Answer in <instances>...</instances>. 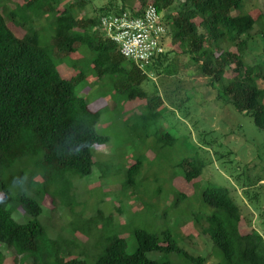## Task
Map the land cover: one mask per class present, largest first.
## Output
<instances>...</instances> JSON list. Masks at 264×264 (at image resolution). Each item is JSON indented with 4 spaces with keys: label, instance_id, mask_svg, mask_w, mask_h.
Returning <instances> with one entry per match:
<instances>
[{
    "label": "trees",
    "instance_id": "trees-1",
    "mask_svg": "<svg viewBox=\"0 0 264 264\" xmlns=\"http://www.w3.org/2000/svg\"><path fill=\"white\" fill-rule=\"evenodd\" d=\"M11 1L0 0V243L20 254L22 264L84 262L80 253L73 256L74 248L60 250L58 241L62 239L47 234L38 218L51 175L42 185L31 181L17 193L9 176L17 161L27 156L40 157L38 163L49 167L44 172L53 175L71 171L83 176L93 170L95 146L109 140L96 128L99 110L89 108L95 87L103 89L98 97L108 99L114 93L123 97L119 100L122 116L132 112L124 101L135 100L141 126L148 129L151 121L156 125L147 135L161 131L159 145L175 140L163 123L157 122L160 113L168 109L167 96L163 98L157 87L151 92L143 87L148 85L147 73L130 59L124 63L126 57L99 28L102 14L130 10L138 15L141 7L153 3L167 26L169 48L194 62L197 73L206 77V85L215 89L216 100L250 115L255 126L264 130V87L259 84L264 79V14L253 17L243 10V0H139L135 4L122 1L120 6L110 1L98 9L86 7L91 0H14L10 6ZM9 22L24 33L17 35ZM256 24L263 49L252 67L245 56ZM171 49L146 69L152 72L149 69L161 65ZM61 64L72 68L74 74L62 76ZM77 85L79 91L95 87L82 95ZM139 164L135 161L129 166V183L134 182ZM179 164L178 174L187 181L203 171L197 159ZM34 188L37 193L32 195ZM173 191L179 199L186 197L175 187ZM257 193L250 195L251 202L256 203ZM199 194L211 211L195 220L199 232L207 234L220 250L222 261L217 264H264L263 238L255 230H239L241 212L229 187L208 186ZM18 206L27 216L25 221L15 217ZM133 236L132 251L127 250L122 236H107L103 251L92 264H172L168 258L147 255L172 251L183 257L184 264L206 262L204 256L180 248L168 230L156 233L136 228Z\"/></svg>",
    "mask_w": 264,
    "mask_h": 264
},
{
    "label": "rangeland",
    "instance_id": "rangeland-1",
    "mask_svg": "<svg viewBox=\"0 0 264 264\" xmlns=\"http://www.w3.org/2000/svg\"><path fill=\"white\" fill-rule=\"evenodd\" d=\"M12 1L8 3L10 6H13ZM110 1L115 6H120L122 1L126 4L139 2L91 0L86 7L98 9ZM62 4L63 1L59 8ZM175 7L173 5L172 10ZM243 10L259 18L264 14V0H243ZM9 25L17 35L24 33L21 27L10 22ZM258 27L254 26L245 56L252 67L257 65L256 59L263 49ZM127 60L125 58L124 63ZM58 69L67 78L75 72L62 64ZM149 70L152 72L147 73L148 85L143 87L148 92L157 87L163 98L167 96L168 109L160 113L157 122L163 123L174 136L173 144L159 145L161 131L157 135H147L156 125L151 121L148 129L141 126L135 100L124 101L132 112L122 116L119 100L123 97L114 93L110 94L111 98L100 99L98 94L102 86L99 89L92 86L96 91L89 97V108L99 110L97 131L109 138L107 143L95 146L93 170L83 176L71 171L54 175L49 171L47 174L44 171L49 167L38 163L40 157H23L8 175L13 192L17 193L31 181L42 185L43 179L51 175L48 194L43 198L44 208L38 218L47 234L62 239L58 241L60 250L69 246L76 250L73 256L81 254L84 258L81 264L94 262L110 234L117 233L125 238L127 250L132 251L136 228L156 233L168 230L180 248L204 256L205 264L222 261L220 250L207 234L199 232L195 220L196 216L211 211L199 194L208 186L229 187L241 212L239 230L242 233L255 230L264 241V130L255 126L250 115L216 100L215 89L206 85V77L197 73L194 62L186 55L171 49L161 65ZM227 74H231L230 69ZM259 84L264 87V79ZM92 87L79 91L77 85V90L84 95L93 91ZM192 159L203 164V171L187 181L178 174L179 163ZM135 161L140 162L139 169L134 182L129 183L127 171ZM173 187L186 197L179 199ZM196 187L199 189L194 194ZM30 191H34L32 195L37 193L35 188ZM253 192H258L256 203L249 200ZM15 217L20 221L27 219L20 206L16 208ZM0 252V264H22L21 255L11 247L0 243ZM147 255L168 258L172 264H184L183 257L176 251Z\"/></svg>",
    "mask_w": 264,
    "mask_h": 264
},
{
    "label": "built area",
    "instance_id": "built-area-1",
    "mask_svg": "<svg viewBox=\"0 0 264 264\" xmlns=\"http://www.w3.org/2000/svg\"><path fill=\"white\" fill-rule=\"evenodd\" d=\"M136 15L130 10L108 12L99 18V28L113 41L120 54L132 60L143 72L169 48L167 26L162 13L147 3Z\"/></svg>",
    "mask_w": 264,
    "mask_h": 264
},
{
    "label": "crops",
    "instance_id": "crops-1",
    "mask_svg": "<svg viewBox=\"0 0 264 264\" xmlns=\"http://www.w3.org/2000/svg\"><path fill=\"white\" fill-rule=\"evenodd\" d=\"M98 98H100V99H103V98H101V97H98ZM107 104V103H106ZM92 110V109H91ZM96 110H98V109H96ZM96 110H93V111H96Z\"/></svg>",
    "mask_w": 264,
    "mask_h": 264
}]
</instances>
